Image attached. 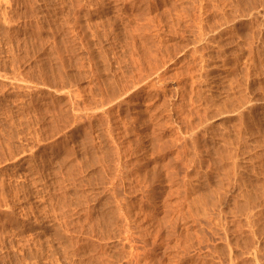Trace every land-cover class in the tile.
Returning a JSON list of instances; mask_svg holds the SVG:
<instances>
[{
    "label": "rangeland",
    "instance_id": "rangeland-1",
    "mask_svg": "<svg viewBox=\"0 0 264 264\" xmlns=\"http://www.w3.org/2000/svg\"><path fill=\"white\" fill-rule=\"evenodd\" d=\"M263 2L0 0V264H264Z\"/></svg>",
    "mask_w": 264,
    "mask_h": 264
},
{
    "label": "bare ground",
    "instance_id": "bare-ground-1",
    "mask_svg": "<svg viewBox=\"0 0 264 264\" xmlns=\"http://www.w3.org/2000/svg\"><path fill=\"white\" fill-rule=\"evenodd\" d=\"M3 1V0H2ZM5 1V0H4ZM95 1V0H94ZM97 1V0H96ZM203 1V0H202ZM229 1V0H228ZM230 1H232V0H230ZM261 1V0H260ZM10 2V1H9ZM100 2V1H99ZM126 2V1H125ZM139 2V1H138ZM175 2V1H174ZM192 2H194V1H192ZM209 2V1H208ZM94 3V2H93ZM148 3V2H147ZM162 3V2H161ZM190 3V2H189ZM219 3V2H218ZM238 3V2H237ZM264 3V2H263ZM74 4V3H73ZM78 4V3H77ZM101 4V3H100ZM122 4V3H121ZM132 4V3H131ZM137 4V3H136ZM191 4V3H190ZM199 4V3H198ZM213 4V3H212ZM216 4V3H215ZM214 4V5H215ZM240 4V3H239ZM10 5V4H9ZM95 5V4H94ZM185 5V4H184ZM233 5V4H232ZM79 6H80V4H79ZM84 6V5H83ZM105 6V5H104ZM163 6V5H162ZM196 6V5H195ZM221 6V5H220ZM228 6V5H227ZM234 6V5H233ZM239 6V5H238ZM77 7V6H76ZM106 7V6H105ZM113 7V6H112ZM155 7V6H154ZM157 7V6H156ZM215 7V6H214ZM219 7V6H218ZM257 7V6H256ZM255 7V8H256ZM118 8V7H117ZM138 8V7H137ZM172 8V7H171ZM182 8V7H181ZM180 8V9H181ZM213 8V7H212ZM220 8V7H219ZM242 8H243V6H242ZM73 9V8H72ZM75 9V8H74ZM79 9V8H78ZM143 9V8H142ZM145 9V8H144ZM167 9H169V8H167ZM174 9V8H173ZM208 9H210V8H208ZM231 9V8H230ZM257 9V8H256ZM93 10H94V8H93ZM138 10V9H137ZM145 10H147V9H145ZM260 10V9H259ZM258 10V11H259ZM100 11V10H99ZM163 11V10H162ZM169 11V10H168ZM177 11V10H176ZM191 11V10H190ZM201 11V10H200ZM220 11V10H219ZM229 11V10H228ZM247 11V10H246ZM253 11V10H252ZM255 11V10H254ZM91 12V11H90ZM126 12V11H125ZM130 12V11H129ZM159 12V11H158ZM181 12V11H180ZM235 12V11H234ZM256 12V11H255ZM160 13V12H159ZM207 13H208V11H207ZM242 13V12H241ZM261 13V12H260ZM82 14V13H81ZM117 14H119V13H117ZM149 14V13H148ZM193 14V13H192ZM196 14V13H195ZM194 14V15H195ZM223 14V13H222ZM224 14H225V11H224ZM227 14V13H226ZM233 14V13H232ZM238 14V13H237ZM243 14V13H242ZM257 14V13H256ZM101 15V14H100ZM107 15V14H106ZM120 15V14H119ZM118 15V16H119ZM200 15V14H199ZM210 15V14H209ZM215 15V14H214ZM244 15V14H243ZM242 15V16H243ZM254 15V14H253ZM103 16V15H102ZM114 16V15H113ZM117 16V17H118ZM171 16V15H170ZM222 16V15H221ZM227 16V15H226ZM233 16V15H232ZM239 16V15H238ZM87 17V16H86ZM120 17V16H119ZM151 17V16H150ZM149 17V18H150ZM194 17H196V16H194ZM203 17V16H202ZM260 17V16H259ZM114 18V17H113ZM121 18V17H120ZM219 18V17H218ZM249 18V17H248ZM75 19V18H74ZM79 19V18H78ZM118 19V18H117ZM133 19H134V17H133ZM153 18H151V20H152ZM173 19V18H172ZM171 19V20H172ZM202 19V18H201ZM225 19V18H224ZM256 19V18H255ZM254 19V20H255ZM260 19V18H259ZM84 20V19H83ZM160 20V19H159ZM226 20V19H225ZM232 20V19H231ZM234 20V19H233ZM102 21V20H101ZM104 21V20H103ZM183 21V20H182ZM215 21V20H214ZM237 21V20H236ZM73 22V21H72ZM86 22V21H85ZM128 22V21H127ZM160 22H161V20H160ZM212 22V21H211ZM216 22V21H215ZM226 22V21H225ZM95 23V22H94ZM144 23V22H143ZM165 23V22H164ZM180 23V22H179ZM194 23V22H193ZM207 23H208V21H207ZM212 23H214V22H212ZM211 23V24H212ZM218 23V22H217ZM255 23V22H254ZM97 24V23H96ZM122 24V23H121ZM154 24V23H153ZM161 24V23H160ZM162 24H163V21H162ZM174 24V23H173ZM187 24H189V23H187ZM220 24V23H219ZM228 24V23H227ZM262 24V23H261ZM86 25V24H85ZM156 25V24H155ZM158 25H159V23H158ZM169 25V24H168ZM171 25V24H170ZM191 25V24H190ZM216 25V24H215ZM218 25V24H217ZM249 25V24H248ZM256 25V24H255ZM75 26V25H74ZM81 26V25H80ZM110 26V25H109ZM108 26V27H109ZM134 26V25H133ZM203 26V25H202ZM205 26V25H204ZM203 26V27H204ZM210 26H212V25H210ZM218 26H220V25H218ZM217 26V27H218ZM222 26V25H221ZM79 27V26H78ZM85 27V26H84ZM91 27V26H90ZM94 27H95V25H94ZM166 27V26H165ZM169 27V26H168ZM171 27V26H170ZM174 27V26H173ZM172 27V28H173ZM175 27H177V26H175ZM191 27V26H190ZM208 27V26H207ZM216 27V26H215ZM224 27V26H223ZM86 28V27H85ZM87 28H89V27H87ZM92 28H93V25H92ZM163 28V27H162ZM183 28H184V26H183ZM187 28V27H186ZM196 28V27H195ZM197 28H199L198 26H197ZM212 28H213V26H212ZM72 29V28H71ZM78 29V28H77ZM76 29V30H77ZM99 29V28H98ZM193 29V28H192ZM201 29V28H200ZM210 29V28H209ZM215 29V28H214ZM82 30V29H81ZM92 30V29H91ZM91 30H89V31H91ZM94 30V29H93ZM179 30V29H178ZM193 30H195V29H193ZM208 30V29H207ZM221 30V29H220ZM256 30V29H255ZM73 31V30H72ZM88 31V32H89ZM112 31V30H111ZM124 31V30H123ZM122 31V32H123ZM161 31V30H160ZM209 31V30H208ZM74 32V31H73ZM95 32H96V30H95ZM94 32V33H95ZM125 32V31H124ZM145 32V31H144ZM167 32H168V30H167ZM173 32V31H172ZM188 32V31H187ZM175 33V32H174ZM199 33V32H198ZM197 33V34H198ZM202 33V32H201ZM208 33V32H207ZM236 33V32H235ZM103 34V33H102ZM175 34H177V33H175ZM178 34H180V33H178ZM204 34H206V32L204 33ZM216 34V33H215ZM72 35V34H71ZM198 35H201V34H198ZM210 35V34H209ZM76 36V35H75ZM86 36V35H85ZM99 36V35H98ZM97 36V37H98ZM104 36H105V34H104ZM108 36V35H107ZM180 36H182V35H180ZM222 36V35H221ZM94 37V36H93ZM161 37V36H160ZM177 37V36H176ZM210 37V36H209ZM226 37V36H225ZM78 38V37H77ZM83 38V37H82ZM85 38V37H84ZM104 38V37H103ZM112 38V37H111ZM115 38V37H114ZM143 38V37H142ZM173 38V37H172ZM239 38V37H238ZM251 38V37H250ZM97 39V38H96ZM99 39V38H98ZM101 39H102V37H101ZM106 39V38H105ZM126 39V38H125ZM131 39V38H130ZM192 39H194V38H192ZM211 39H212V37H211ZM257 39V38H256ZM74 40H75V38H74ZM85 40H86V38H85ZM188 40H189V38H188ZM200 40V39H199ZM198 40V41H199ZM215 40V39H214ZM230 40V39H229ZM238 40V39H237ZM103 41V40H102ZM191 41V40H190ZM193 41V40H192ZM197 41V42H198ZM233 41V40H232ZM134 42V41H133ZM140 42V41H139ZM153 42V41H152ZM169 42V41H168ZM203 42V41H202ZM213 42V41H212ZM58 43H60V42H58ZM95 43V42H94ZM104 43V42H103ZM111 43V42H110ZM150 43H151V41H150ZM154 43V42H153ZM203 43H206V42H203ZM210 43V42H209ZM229 43V42H228ZM54 44V43H53ZM67 44V43H66ZM76 44V43H75ZM87 44V43H86ZM135 44V43H134ZM192 44V43H191ZM226 44H227V42H226ZM231 44V43H230ZM251 44H253V43H251ZM57 45V44H56ZM155 45V44H154ZM189 45V44H188ZM79 46V45H78ZM97 46V45H96ZM95 46V47H96ZM116 46V45H115ZM114 46V47H115ZM124 46V45H123ZM129 46V45H128ZM132 46V45H131ZM136 46V45H135ZM156 46V45H155ZM162 46V45H161ZM168 46V45H167ZM172 46V45H171ZM186 46V45H185ZM190 46V45H189ZM202 46V45H201ZM208 46V45H207ZM218 46V45H217ZM216 46V47H217ZM222 46H223V44H222ZM228 46V45H227ZM251 46V45H250ZM257 46V45H256ZM110 47H111V45H110ZM181 47V46H180ZM206 47V46H205ZM211 47V46H210ZM240 47H242V46H240ZM36 48V47H35ZM82 48H84V47H82ZM105 48V47H104ZM156 48V47H155ZM160 48V47H159ZM164 48V47H163ZM170 48V47H169ZM178 48V47H177ZM182 48V47H181ZM196 48V47H195ZM255 48H257V47H255ZM51 49V48H50ZM62 49V48H61ZM86 49V48H85ZM121 49V48H120ZM145 49V48H144ZM213 49V48H212ZM252 49V48H251ZM31 50H32V48H31ZM88 50V49H87ZM90 50V49H89ZM170 50V49H169ZM173 50V49H172ZM196 50V49H195ZM204 50V49H203ZM206 50V49H205ZM256 50H258V49H256ZM51 51V50H50ZM60 51V50H59ZM76 51V50H75ZM92 51V50H91ZM141 51V50H140ZM152 51V50H151ZM168 51V50H167ZM179 51V50H178ZM214 51V50H213ZM215 51H217V50H215ZM241 51V50H240ZM255 51V50H254ZM56 52V51H55ZM69 52H70V50H69ZM99 52V51H98ZM146 52V51H145ZM144 52V53H145ZM161 52V51H160ZM164 52V51H163ZM172 52V51H171ZM206 52V51H205ZM220 52V51H219ZM238 52V51H237ZM133 53V52H132ZM147 53V52H146ZM165 53H166V51H165ZM178 53H180V52H178ZM191 53V52H190ZM196 53V52H195ZM199 53V52H198ZM57 54V53H56ZM77 54V53H76ZM106 54V53H105ZM197 54V53H196ZM97 55V54H96ZM131 55V54H130ZM154 55V54H153ZM167 55H168V53H167ZM195 55V54H194ZM262 55V54H261ZM86 56V55H85ZM98 56V55H97ZM132 56V55H131ZM184 56V55H183ZM193 56V55H192ZM197 56V55H196ZM201 56V55H200ZM199 56V57H200ZM19 57V56H18ZM27 57V56H26ZM92 57V56H91ZM100 57V56H99ZM112 57V56H111ZM114 57V56H113ZM117 57V56H116ZM205 57V56H204ZM236 57V56H235ZM16 58V57H15ZM22 58H24V57H22ZM84 58V57H83ZM88 58V57H87ZM86 58V59H87ZM170 58V57H169ZM172 58V57H171ZM12 59H14V58H12ZM115 59V58H114ZM199 58H197V60H198ZM215 59V58H214ZM222 59V58H221ZM249 59V58H248ZM247 59V60H248ZM21 60V59H20ZM69 60V59H68ZM73 60V59H72ZM100 60V59H99ZM102 60V59H101ZM106 60V59H105ZM117 60V59H116ZM136 60V59H135ZM172 60V59H171ZM211 60V59H210ZM10 61V60H9ZM12 61V60H11ZM16 61V60H15ZM14 61V62H15ZM17 61H19V60H17ZM16 61V62H17ZM70 61V60H69ZM115 61V60H114ZM125 61V60H124ZM138 61V60H137ZM205 61H207V60H205ZM212 61V60H211ZM21 62V61H20ZM80 62V61H79ZM82 62V61H81ZM120 62V61H119ZM165 62V61H164ZM192 63H193V61H191ZM220 62V61H219ZM218 62V63H219ZM236 62V61H235ZM245 62V61H244ZM84 63V62H83ZM100 63H102V61L100 62ZM112 63H114V62H112ZM170 63V62H169ZM182 63V62H181ZM196 63V62H195ZM221 63V62H220ZM239 63V62H238ZM248 63V62H247ZM2 64V63H1ZM104 64V63H103ZM126 64V63H125ZM163 64H165V63H163ZM3 65V64H2ZM13 65H14V63H13ZM90 65V64H89ZM106 65V64H105ZM143 65V64H142ZM145 65V64H144ZM150 65V64H149ZM162 65V64H161ZM182 65V64H181ZM201 65V64H200ZM78 66V65H77ZM93 66H95V65H93ZM179 66V65H178ZM202 66V65H201ZM223 66V65H222ZM225 66V65H224ZM15 67V66H14ZM52 67V66H51ZM87 67V66H86ZM103 67V66H102ZM164 67V66H163ZM183 67V66H182ZM185 67V66H184ZM212 67V66H211ZM217 67V66H216ZM19 68V67H18ZM50 68V67H49ZM81 68V67H80ZM107 69H108V67H106ZM133 68V67H132ZM169 68V67H168ZM180 68V67H179ZM222 68V67H221ZM249 68V67H248ZM55 69V68H54ZM78 69V68H77ZM146 69V68H145ZM199 69V68H198ZM203 69V68H202ZM260 69V68H259ZM13 70V69H12ZM51 70V69H50ZM63 70V69H62ZM102 70V69H101ZM136 70V69H135ZM152 70V69H151ZM154 70H155V68H154ZM168 70V69H167ZM175 70V69H174ZM186 70H188V69H186ZM248 69H246V71H247ZM29 71V70H28ZM103 71V70H102ZM121 71V70H120ZM176 71V70H175ZM178 71H179V69H178ZM184 71V70H183ZM226 71V70H225ZM241 71V70H240ZM15 72V71H14ZM17 72V71H16ZM56 72V71H55ZM118 72V71H117ZM166 72V71H165ZM192 72V71H191ZM228 72V71H227ZM132 73V72H131ZM139 73V72H138ZM188 73V72H187ZM190 73V72H189ZM194 73V72H193ZM213 73V72H212ZM1 74V73H0ZM3 74H4V72H3ZM12 74V73H11ZM34 74V73H33ZM32 74V75H33ZM35 74H37V73H35ZM41 74V73H40ZM40 74H38V75H40ZM81 74V73H80ZM197 74H198V72H197ZM19 75V74H18ZM79 75V74H78ZM93 75V74H92ZM151 75V74H150ZM162 75V74H161ZM180 75V74H179ZM183 75V74H182ZM181 75V76H182ZM220 75V74H219ZM247 75V74H246ZM254 75V74H253ZM36 76V75H35ZM47 76V75H46ZM69 76V75H68ZM83 76V75H82ZM113 76V75H112ZM123 76V75H122ZM127 76H129V75H127ZM149 76V75H148ZM194 76V75H193ZM200 76V75H199ZM5 77H7V76H5ZM19 77H21V76H19ZM33 77V76H32ZM74 77V76H73ZM79 77V76H78ZM132 77V76H131ZM145 77V76H144ZM167 77V76H166ZM183 77V76H182ZM204 77V76H203ZM209 77V76H208ZM216 77V76H215ZM16 78V77H15ZM18 78V77H17ZM60 78V77H59ZM84 78V77H83ZM100 78V77H99ZM157 78H159V79H162V77L160 76V75H158L157 76ZM171 78V77H170ZM191 78H193V77H191ZM224 78V77H223ZM233 78V77H232ZM10 79V78H9ZM41 79V78H40ZM68 79V78H67ZM74 79V78H73ZM129 79V78H128ZM139 79V78H138ZM154 79V78H153ZM240 79V78H239ZM242 79V78H241ZM245 79H246V77H245ZM1 80V79H0ZM18 79H16V81H17ZM23 80V79H22ZM25 80H26V77H25ZM85 80V79H84ZM89 80V79H88ZM87 80V81H88ZM184 80H185V78H184ZM223 80V79H222ZM30 81V80H29ZM33 81V80H32ZM37 81H38V79H37ZM47 81V80H46ZM95 81V80H94ZM113 81V80H112ZM122 81V80H121ZM127 81V80H126ZM135 81V80H134ZM144 81V80H143ZM152 81V80H151ZM186 81V80H185ZM234 81V80H233ZM13 82V81H12ZM26 82V81H25ZM36 82V81H35ZM50 82V81H49ZM90 82V81H89ZM161 82V81H160ZM190 82V81H189ZM193 82V81H192ZM211 82V81H210ZM126 83V82H125ZM140 83V82H139ZM141 83H142V81H141ZM154 83V82H153ZM187 83H188V81H187ZM196 83V82H195ZM194 83V84H195ZM242 83V82H241ZM14 84H15V82H14ZM39 84V83H38ZM96 84H98V83H96ZM131 84V83H130ZM134 83H132V85H133ZM155 84V83H154ZM162 84V83H161ZM186 84V83H185ZM190 84V83H189ZM199 84V83H198ZM233 84V83H232ZM29 85V84H28ZM129 85V84H128ZM148 85V84H147ZM152 85V84H151ZM234 85V84H233ZM17 86V85H16ZM25 86V85H24ZM27 86V85H26ZM25 86V87H26ZM50 86V85H49ZM73 86V85H72ZM78 86V85H77ZM94 86V85H93ZM105 86V85H104ZM135 86H136V84H135ZM143 86V85H142ZM145 86V85H144ZM163 86V85H162ZM193 86V85H192ZM201 86V85H200ZM227 86V85H226ZM231 86V85H230ZM8 87V86H7ZM57 87V86H56ZM160 87V86H159ZM225 87V86H224ZM235 87V86H234ZM233 87V88H234ZM239 87V86H238ZM19 88V87H18ZM17 88V89H18ZM132 88H134V87H132ZM136 88V87H135ZM134 88V89H135ZM178 88V87H177ZM30 89V88H29ZM28 89V90H29ZM67 89V88H66ZM73 89V88H72ZM99 89V88H98ZM14 90V89H13ZM27 90V91H28ZM36 90V89H35ZM48 90V89H47ZM56 90V89H55ZM76 90V89H75ZM89 90H90V87H89ZM100 90V89H99ZM102 90V89H101ZM130 90H132V89H130ZM150 90V89H149ZM165 90V89H164ZM184 90H185V88H184ZM229 90H230V88H229ZM234 90V89H233ZM2 91V90H1ZM30 91V90H29ZM68 91V90H67ZM85 91V90H84ZM107 91V90H106ZM171 91V90H170ZM190 91V90H189ZM20 92V91H19ZM22 92H23V89H22ZM32 92V91H31ZM74 92L75 91H73V94H74ZM88 92V91H87ZM118 92V91H117ZM130 92V91H129ZM154 92V91H153ZM161 92V91H160ZM168 92V91H167ZM171 93V92H170ZM235 93V92H234ZM21 94V93H20ZM58 94V93H57ZM63 94V93H62ZM71 94V93H70ZM72 94V95H73ZM80 94V93H79ZM94 94V93H93ZM155 94V93H154ZM179 94V93H178ZM211 94V93H210ZM233 94V93H232ZM34 95V94H33ZM82 95H84V94H82ZM95 95V94H94ZM225 95V94H224ZM66 96V95H65ZM78 96V95H77ZM91 96V95H90ZM169 96V95H168ZM207 96V95H206ZM31 97V96H30ZM74 97H75V95H74ZM74 97H73V100H74ZM81 97V96H80ZM122 97V96H121ZM165 97V96H164ZM182 97V96H181ZM187 97H189V96H187ZM187 97H186V99H187ZM56 98V97H55ZM83 98V97H82ZM106 98V97H105ZM116 98V97H115ZM140 98V97H139ZM174 98V97H173ZM205 98V97H204ZM210 98V97H209ZM31 99V98H30ZM112 99H113V97H112ZM164 99H166V98H164ZM181 99V98H180ZM193 99V98H192ZM196 99V98H195ZM90 100V99H89ZM166 100H168V99H166ZM182 100V99H181ZM191 100V99H190ZM194 100V99H193ZM39 101V100H38ZM92 101V100H91ZM106 101V100H105ZM120 101V100H119ZM129 101V100H128ZM145 101V100H144ZM187 101V100H186ZM218 101V100H217ZM238 101V100H237ZM15 102H16V100H15ZM19 102V101H18ZM17 102V103H18ZM78 102V101H77ZM90 102V101H89ZM108 102V101H107ZM123 102V101H122ZM148 102V101H147ZM239 102V101H238ZM8 103V102H7ZM67 103H69V102H67ZM95 103V102H94ZM101 103V102H100ZM99 103V104H100ZM106 103V102H105ZM133 103V102H132ZM136 103V102H135ZM140 103V102H139ZM167 103V102H166ZM172 103V102H171ZM176 103V102H175ZM209 103V102H208ZM27 104V103H26ZM70 104H72V103H70ZM88 104V103H87ZM96 104H98V103H96ZM104 104V103H103ZM108 104V103H107ZM185 104V103H184ZM186 104H188V103H186ZM185 104V105H186ZM234 104V103H233ZM105 105V104H104ZM119 105V104H118ZM143 105V104H142ZM145 105V104H144ZM191 105V104H190ZM196 105V104H195ZM209 105V104H208ZM219 105V104H218ZM30 106V105H29ZM79 106V105H78ZM85 106V105H84ZM88 106V105H87ZM159 106V105H158ZM198 106V105H197ZM227 106V105H226ZM20 107V106H19ZM34 107V106H33ZM41 107V106H40ZM80 107V106H79ZM94 107H95V105H94ZM115 107V106H114ZM167 107V106H166ZM173 107V106H172ZM204 107V106H203ZM202 107V108H203ZM209 107V106H208ZM208 107H207V109H208ZM217 107V106H216ZM220 107V106H219ZM36 108V107H35ZM66 108V107H65ZM125 108V107H124ZM178 108H179V106H178ZM183 108V107H182ZM226 108V107H225ZM60 109V108H59ZM76 109V108H75ZM118 109V108H117ZM198 109V108H197ZM204 109V108H203ZM206 109V110H207ZM219 109V108H218ZM238 109V108H237ZM240 109V108H239ZM84 110V109H83ZM89 110V109H88ZM94 110V109H93ZM101 110V109H100ZM111 110V109H110ZM115 110V109H114ZM173 110V109H172ZM190 110V109H189ZM236 110V109H235ZM90 111V110H89ZM116 111V110H115ZM177 111H178V109H177ZM198 111V110H197ZM211 111V110H210ZM20 112V111H19ZM22 112V111H21ZM46 112V111H45ZM48 112V111H47ZM64 112V111H63ZM96 112V111H95ZM101 112V111H100ZM164 112V111H163ZM174 112V111H173ZM184 112V111H183ZM192 112H194V111H192ZM191 112V113H192ZM217 112V111H216ZM231 112V111H230ZM23 113V112H22ZM52 113V112H51ZM56 113V112H55ZM79 113V112H78ZM90 113V112H89ZM178 113V112H177ZM206 113V112H205ZM218 113V112H217ZM220 113H221V111H220ZM234 113V112H233ZM236 113V112H235ZM240 113V112H239ZM47 114H49V113H47ZM186 114V113H185ZM195 114V113H194ZM193 114V115H194ZM198 114V113H197ZM212 114V113H211ZM237 114V113H236ZM13 115V114H12ZM28 115V114H27ZM51 115V114H50ZM73 115V114H72ZM77 115V114H76ZM86 115V114H85ZM103 115V114H102ZM106 115V114H105ZM104 115V116H105ZM205 115V114H204ZM210 115V114H209ZM220 115V114H219ZM61 116V115H60ZM108 116V115H107ZM185 116V115H184ZM189 116V115H188ZM197 116V115H196ZM218 116V115H217ZM39 117V116H38ZM68 117V116H67ZM74 117V116H73ZM72 117V118H73ZM79 117H80V113H79ZM86 117V116H85ZM207 117V116H206ZM242 117V116H241ZM107 118V117H106ZM134 118V117H133ZM191 118V117H190ZM194 118V117H193ZM201 118V117H200ZM19 119V118H18ZM26 119H28V118H26ZM43 119V118H42ZM41 119V120H42ZM118 119H120V118H118ZM125 119V118H124ZM167 119V118H166ZM192 119V118H191ZM208 119V118H207ZM22 120V119H21ZM51 120V119H50ZM79 120V119H78ZM128 120V119H127ZM155 120V119H154ZM189 120V119H188ZM61 121V120H60ZM123 121V120H122ZM191 121V120H190ZM207 121V120H206ZM240 121V120H239ZM22 122V121H21ZM47 122V121H46ZM53 122V121H52ZM51 122V123H52ZM76 122V121H75ZM130 122V121H129ZM151 122V121H150ZM189 122V121H188ZM192 122V121H191ZM205 122V121H204ZM26 123V122H25ZM55 123V122H54ZM61 123V122H60ZM208 123V122H207ZM19 124V123H18ZM94 124V123H93ZM139 124V123H138ZM191 124V123H190ZM199 124V123H198ZM201 124V123H200ZM200 124H199V126H200ZM210 124V123H209ZM214 124V123H213ZM239 124V123H238ZM50 125V124H49ZM55 125V124H54ZM130 125V124H129ZM156 125V124H155ZM250 125V124H249ZM31 126V125H30ZM57 126V125H56ZM55 126V127H56ZM68 126V125H67ZM123 126V125H122ZM127 126V125H126ZM193 126V125H192ZM198 126V127H199ZM223 126V125H222ZM79 127V126H78ZM89 127V126H88ZM105 127V126H104ZM120 127H121V125H120ZM143 127V126H142ZM150 127V126H149ZM175 127V126H174ZM203 127H204V125H203ZM226 127V126H225ZM34 128V127H33ZM33 128H31V129H33ZM43 128V127H42ZM92 128V127H91ZM132 128V127H131ZM145 128V127H144ZM143 128V129H144ZM158 128V127H157ZM196 128V127H195ZM247 128H248V126H247ZM17 129V128H16ZM19 129V128H18ZM28 129V128H27ZM53 129H55L54 127H53ZM62 129V128H61ZM65 129V128H64ZM64 129H62V130H64ZM86 129V128H85ZM104 129V128H103ZM156 129V128H155ZM192 129V128H191ZM199 129V128H198ZM228 129V128H227ZM249 129V128H248ZM2 130V129H1ZM21 130V129H20ZM43 130V129H42ZM61 130V131H62ZM94 130V129H93ZM106 130V129H105ZM134 130V129H133ZM197 130V129H196ZM201 130H202V128H201ZM243 130V129H242ZM19 131V130H18ZM29 131V130H28ZM91 131V130H90ZM89 131V132H90ZM101 131V130H100ZM110 131V130H109ZM124 131H126V130H124ZM202 131H204V130H202ZM208 131V130H207ZM231 131V130H230ZM43 132V131H42ZM88 132V133H89ZM104 132V131H103ZM111 133H112V131H110ZM134 132V131H133ZM171 132V131H170ZM221 132V131H220ZM227 132V131H226ZM21 133V132H20ZM49 133V132H48ZM64 133V132H63ZM96 133V132H95ZM162 133H164V132H162ZM210 133V132H209ZM215 133V132H214ZM235 133V132H234ZM3 134V133H2ZM27 134V133H26ZM107 134V133H106ZM126 134H128V133H126ZM134 134V133H133ZM160 134V133H159ZM186 134V133H185ZM229 134V133H228ZM29 135V134H28ZM32 135V134H31ZM54 135V134H53ZM57 135V134H56ZM74 135V134H73ZM84 135H86V134H84ZM112 135H113V133H112ZM121 135V134H120ZM221 135V134H220ZM219 135V136H220ZM5 136V135H4ZM19 136H20V134H19ZM71 136V135H70ZM83 136V135H82ZM94 136H96V135H94ZM131 136V135H130ZM190 136V135H189ZM208 136V135H207ZM28 137V136H27ZM48 137V136H47ZM57 137V136H56ZM78 137V136H77ZM92 137V136H91ZM171 137V136H170ZM241 137V136H240ZM17 138V137H16ZM36 138V137H35ZM104 138V137H103ZM135 138V137H134ZM151 138V137H150ZM178 138H179V136H178ZM181 138V137H180ZM221 138V137H220ZM231 138H233V137H231ZM238 138V137H237ZM37 139V138H36ZM97 139V138H96ZM116 139V138H115ZM145 139V138H144ZM168 139V138H167ZM171 139V138H170ZM186 139H188V138H186ZM53 140V139H52ZM59 140H61V139H59ZM66 140V139H65ZM84 140V139H83ZM127 140V139H126ZM240 140H242V139H240ZM30 141V140H29ZM76 141V140H75ZM87 141V140H86ZM89 141V140H88ZM109 141V140H108ZM115 141V140H114ZM183 141V140H182ZM190 141V140H189ZM9 142V141H8ZM64 142V141H63ZM66 142H68V141H66ZM143 142V141H142ZM184 142V141H183ZM218 142V141H217ZM230 142V141H229ZM23 143V142H22ZM42 143V142H41ZM53 143V142H52ZM111 143V142H110ZM136 143V142H135ZM181 143V142H180ZM190 143V142H189ZM245 143V142H244ZM60 144V143H59ZM77 144V143H76ZM93 144V143H92ZM105 144V143H104ZM183 144V143H182ZM65 145V144H64ZM79 145V144H78ZM170 145V144H169ZM186 145V144H185ZM199 145V144H198ZM227 145H228V143H227ZM71 146V145H70ZM136 146V145H135ZM172 146V145H171ZM192 146V145H191ZM226 146V145H225ZM79 147V146H78ZM111 147V146H110ZM161 147V146H160ZM168 147H170V146H168ZM187 147V146H186ZM193 147H195V146H193ZM207 147V146H206ZM213 147V146H212ZM17 148V147H16ZM32 148V147H31ZM35 148V147H34ZM89 148V147H88ZM109 148V147H108ZM8 149H9V147H8ZM19 149V148H18ZM84 149H86V148H84ZM98 149V148H97ZM180 149V148H179ZM190 149V148H189ZM197 149V148H196ZM204 149V148H203ZM231 149V148H230ZM256 149V148H255ZM2 150V149H1ZM10 150H12V149H10ZM23 150V149H22ZM45 150V149H44ZM116 150V149H115ZM124 150V149H123ZM127 150V149H126ZM157 150H159V149H157ZM185 150V149H184ZM188 150V149H187ZM249 150V149H248ZM253 150V149H252ZM20 151V150H19ZM31 151V150H30ZM33 151V150H32ZM75 151V150H74ZM104 151V150H103ZM117 151V150H116ZM150 151V150H149ZM181 151V150H180ZM192 151V150H191ZM8 152V151H7ZM12 152V151H11ZM16 152V151H15ZM24 152V151H23ZM78 152V151H77ZM125 152V151H124ZM141 152V151H140ZM140 152H138V153H140ZM146 152V151H145ZM162 152V151H161ZM169 152V151H168ZM189 152V151H188ZM253 152V151H252ZM1 153H2V151H1ZM5 153V152H4ZM13 153V152H12ZM57 153V152H56ZM70 153V152H69ZM75 153V152H74ZM78 153H80V152H78ZM192 153V152H191ZM193 153H194V150H193ZM197 153V152H196ZM218 153V152H217ZM9 154V153H8ZM19 154V153H18ZM17 154V155H18ZM117 154V153H116ZM141 154V153H140ZM147 154V153H146ZM199 154V153H198ZM197 154V155H198ZM31 155V154H30ZM62 155V154H61ZM77 155V154H76ZM91 155H93V154H91ZM97 155H98V153H97ZM103 155V154H102ZM113 155V154H112ZM174 155V154H173ZM179 155V154H178ZM189 155V154H188ZM200 155V154H199ZM202 155V154H201ZM200 155V156H201ZM213 155V154H212ZM37 156V155H36ZM39 156V155H38ZM56 156V155H55ZM69 156V155H68ZM70 156H71V154H70ZM85 156V155H84ZM142 156H144V155H142ZM141 156V157H142ZM192 156V155H191ZM254 156V155H253ZM258 156V155H257ZM256 156V157H257ZM4 158L5 156H1V158ZM8 157H11V156H8ZM40 157V156H39ZM53 157V156H52ZM111 157V156H110ZM120 157V156H119ZM125 157V156H124ZM171 157V156H170ZM179 157V156H178ZM228 157V156H227ZM237 157V156H236ZM239 157V156H238ZM14 158H16V157H14ZM22 158V157H21ZM24 158V157H23ZM36 158V157H35ZM99 158V157H98ZM114 158V157H113ZM185 158V157H184ZM235 158V157H234ZM76 159V158H75ZM143 159V158H142ZM1 160H3V159H1ZM4 160H5V158H4ZM7 160V159H6ZM65 160V159H64ZM69 160V159H68ZM185 160V159H184ZM190 160V159H189ZM188 160V161H189ZM192 160H193V158H192ZM255 160V159H254ZM15 161V160H14ZM62 161V160H61ZM75 161V160H74ZM73 161V162H74ZM118 161V160H117ZM157 161H158V159H157ZM199 161V160H198ZM225 161V160H224ZM229 161V160H228ZM7 162V161H6ZM26 162V161H25ZM30 162V161H29ZM40 162V161H39ZM59 162V161H58ZM82 162V161H81ZM86 162V161H85ZM136 162V161H135ZM214 162V161H213ZM62 163V162H61ZM79 163H80V161H79ZM89 163V162H88ZM92 163H94L93 161H92ZM92 163H91V165H92ZM152 163V162H151ZM171 163V162H170ZM206 163V162H205ZM224 163V162H223ZM235 163V162H234ZM76 164V163H75ZM90 164V163H89ZM100 164V163H99ZM103 164V163H102ZM138 164V163H137ZM157 164V163H156ZM163 164V163H162ZM208 164V163H207ZM58 165V164H57ZM61 165V164H60ZM65 165V164H64ZM74 165V164H73ZM123 165V164H122ZM131 165V164H130ZM221 165V164H220ZM46 166V165H45ZM59 166V165H58ZM63 166V165H62ZM124 166V165H123ZM207 166V165H206ZM213 166V165H212ZM238 166V165H237ZM15 167V166H14ZM25 167V166H24ZM87 167V166H86ZM93 167V166H92ZM91 167V168H92ZM122 167V166H121ZM172 167V166H171ZM170 167V168H171ZM204 167V166H203ZM19 168V167H18ZM43 168V167H42ZM67 168H69L68 166H67ZM82 168H84V167H82ZM89 168V167H88ZM107 168V167H106ZM124 168V167H123ZM135 168V167H134ZM146 168V167H145ZM166 168V167H165ZM164 168V169H165ZM59 169H60V167H59ZM75 169V168H74ZM77 169V168H76ZM204 169V168H203ZM217 169V168H216ZM237 169V168H236ZM94 170V169H93ZM126 170V169H125ZM201 170V169H200ZM229 170V169H228ZM52 171H53V169H52ZM99 171V170H98ZM104 171V170H103ZM157 171V170H156ZM61 172V171H60ZM73 172V171H72ZM116 172V171H115ZM135 172V171H134ZM146 172V171H145ZM203 172V171H202ZM92 173V172H91ZM136 173H138V172H136ZM175 173V172H174ZM41 174V173H40ZM74 174V173H73ZM76 174V173H75ZM102 174V173H101ZM121 174V173H120ZM130 174V173H129ZM43 175V174H42ZM111 175V174H110ZM139 175V174H138ZM156 175V174H155ZM164 175V174H163ZM162 175V176H163ZM195 175H197V174H195ZM202 175V174H201ZM77 176V175H76ZM166 176V175H165ZM194 176V175H193ZM52 177V176H51ZM140 177V176H139ZM138 177V178H139ZM149 177V176H148ZM204 177V176H203ZM214 177V176H213ZM33 178V177H32ZM84 178V177H83ZM113 178V177H112ZM119 178V177H118ZM168 178V177H167ZM183 178V177H182ZM196 178V177H195ZM232 178V177H231ZM114 179V178H113ZM121 179V178H120ZM135 179V178H134ZM146 179V178H145ZM193 179V178H192ZM203 179V178H202ZM27 180V179H26ZM29 180V179H28ZM45 180V179H44ZM96 180V179H95ZM164 180H166V179H164ZM225 180V179H224ZM18 181V180H17ZM21 181V180H20ZM93 181V180H92ZM100 181V180H99ZM113 181V180H112ZM137 181V180H136ZM148 181V180H147ZM220 181V180H219ZM228 181V180H227ZM15 182V181H14ZM41 182V181H40ZM46 182V181H45ZM48 182V181H47ZM52 182V181H51ZM87 182H88V180H87ZM90 182V181H89ZM104 182V181H103ZM138 182V181H137ZM171 182V181H170ZM183 182H184V180H183ZM190 182V181H189ZM230 182H232V181H230ZM22 183V182H21ZM60 183V182H59ZM129 183V182H128ZM135 183V182H134ZM151 183V182H150ZM219 183V182H218ZM226 183H228V182H226ZM1 184V183H0ZM6 185L8 184V183H5ZM33 184H34V182H33ZM47 184V183H46ZM62 184V183H61ZM75 184V183H74ZM92 184V183H91ZM94 184V183H93ZM120 184V183H119ZM123 183H121V185H122ZM139 184V183H138ZM2 185V184H1ZM15 185V184H14ZM40 185V184H39ZM80 185V184H79ZM87 185V184H86ZM135 185V184H134ZM146 185V184H145ZM194 185V184H193ZM208 185V184H207ZM20 186V185H19ZM23 186V185H22ZM78 186V185H77ZM85 186V185H84ZM89 186V185H88ZM96 186H97V184H96ZM104 186V185H103ZM137 186V185H136ZM148 186V185H147ZM156 186V185H155ZM201 186V185H200ZM226 186V185H225ZM232 186H234V185H232ZM2 187V186H1ZM90 187V186H89ZM115 187V186H114ZM227 187V186H226ZM4 188V187H3ZM30 188V187H29ZM37 188H38V186H37ZM47 188V187H46ZM55 188V187H54ZM158 188V187H157ZM36 189V188H35ZM62 189V188H61ZM104 189V188H103ZM106 189V188H105ZM111 189V188H110ZM118 189V188H117ZM132 189V188H131ZM150 189V188H149ZM167 189V188H166ZM47 190H49V188L47 189ZM53 190V189H52ZM64 190V189H63ZM155 190V189H154ZM215 190V189H214ZM11 191V190H10ZM19 191V190H18ZM28 191V190H27ZM59 191H60V189H59ZM101 191V190H100ZM114 191V190H113ZM119 191V190H118ZM117 191V192H118ZM137 191V190H136ZM184 191V190H183ZM198 191V190H197ZM31 192V191H30ZM97 192V191H96ZM133 193H134V191H132ZM160 192V191H159ZM196 192V191H195ZM60 193V192H59ZM66 193V192H65ZM87 193V192H86ZM88 193H90V191L88 192ZM121 193V192H120ZM124 193V192H123ZM145 193V192H144ZM161 193V192H160ZM171 193V192H170ZM169 193V194H170ZM189 193H190V191H189ZM49 194V193H48ZM56 194V193H55ZM102 194V193H101ZM122 194V193H121ZM164 194V193H163ZM4 195H6V194H4ZM15 195V194H14ZM31 195V194H30ZM66 195V194H65ZM64 195V196H65ZM69 195V194H68ZM119 195V194H118ZM170 195H172V194H170ZM177 195V194H176ZM252 195V194H251ZM25 196V195H24ZM27 196V195H26ZM46 196V195H45ZM52 196V195H51ZM76 196V195H75ZM126 196V195H125ZM152 196V195H151ZM166 196V195H165ZM165 196H163V197H165ZM178 196V195H177ZM197 196V195H196ZM218 196V195H217ZM226 196V195H225ZM1 197V196H0ZM3 197V196H2ZM14 197V196H13ZM115 197H117L116 195H115ZM194 197V196H193ZM215 197V196H214ZM243 197V196H242ZM249 197V196H248ZM6 198V197H5ZM57 198V197H56ZM78 198V197H77ZM95 198V197H94ZM110 198V197H109ZM126 198V197H125ZM212 198V197H211ZM245 198V197H244ZM258 198V197H257ZM1 199V198H0ZM4 199V198H3ZM91 199V198H90ZM89 199V200H90ZM116 199V198H115ZM115 199H114V201H115ZM119 199V198H118ZM149 199V198H148ZM163 199V198H162ZM191 199V198H190ZM221 199V198H220ZM11 200V199H10ZM38 200V199H37ZM63 200H65V199H63ZM83 200V199H82ZM183 200V199H182ZM203 200V199H202ZM226 200V199H225ZM41 201V200H40ZM48 201V200H47ZM53 201V200H52ZM55 201V200H54ZM60 201V200H59ZM91 201V200H90ZM111 201V200H110ZM113 201V200H112ZM164 201V200H163ZM255 201V200H254ZM32 202V201H31ZM51 202V201H50ZM56 202V201H55ZM134 202V201H133ZM179 202H181V201H179ZM190 202V201H189ZM192 202V201H191ZM260 202V201H259ZM67 203V202H66ZM65 203V204H66ZM71 203V202H70ZM111 203H113V202H111ZM16 204H18V203H16ZM28 204V203H27ZM115 204V203H114ZM120 204V203H119ZM167 204V203H166ZM173 204V203H172ZM175 204V203H174ZM190 204V203H189ZM12 205V204H11ZM47 205V204H46ZM49 205H50V203H49ZM77 205V204H76ZM103 205V204H102ZM108 205V204H107ZM169 205V204H168ZM171 205V204H170ZM191 205V204H190ZM196 205V204H195ZM213 205V204H212ZM256 205V204H255ZM10 206V205H9ZM68 206V205H67ZM110 206V205H109ZM128 206V205H127ZM126 206V207H127ZM217 206V205H216ZM240 206V205H239ZM252 206V205H251ZM263 206V205H262ZM1 207V206H0ZM49 207V206H48ZM52 207V206H51ZM61 207V206H60ZM69 207H71V206H69ZM77 207V206H76ZM165 207V206H164ZM257 207V206H256ZM259 207V206H258ZM11 208V207H10ZM19 208V207H18ZM21 208H22V206H21ZM50 208V207H49ZM82 208V207H81ZM109 208V207H108ZM117 208V207H116ZM176 208H178V207H176ZM176 208H174V209H176ZM218 208V207H217ZM53 209V208H52ZM65 209V208H64ZM102 209V208H101ZM119 209H121V208H119ZM132 209V208H131ZM140 209V208H139ZM172 209V208H171ZM254 209V208H253ZM9 210V209H8ZM33 210V209H32ZM46 210V209H45ZM86 210V209H85ZM143 210V209H142ZM179 210V209H178ZM231 210V209H230ZM48 211V210H47ZM62 211H63V208H62ZM91 211V210H90ZM115 211V210H114ZM170 211V210H169ZM175 211V210H174ZM184 211V210H183ZM7 212V211H6ZM15 212V211H14ZM29 212V211H28ZM37 212V211H36ZM42 212V211H41ZM58 212V211H57ZM60 212H61V210H60ZM79 212H81V211H79ZM89 212V211H88ZM126 212V211H125ZM250 212H252V211H250ZM59 213V212H58ZM64 213V212H63ZM95 213V212H94ZM107 213V212H106ZM127 213V212H126ZM199 213V212H198ZM8 214V213H7ZM10 214V213H9ZM24 214V213H23ZM28 214V213H27ZM31 214V213H30ZM61 214V213H60ZM84 214H86V212H84ZM129 214V213H128ZM200 214V213H199ZM255 214V213H254ZM29 215V214H28ZM32 215V214H31ZM35 215V214H34ZM40 215V214H39ZM62 215V214H61ZM143 215V214H142ZM175 215V214H174ZM178 215V214H177ZM176 215V216H177ZM204 215H205V213H204ZM21 216V215H20ZM23 216V215H22ZM114 216V215H113ZM126 217L128 216V215H125ZM207 216V215H206ZM250 216V215H249ZM1 217H3V216H1ZM6 217V216H5ZM29 217V216H28ZM44 217V216H43ZM63 217V216H62ZM66 217V216H65ZM89 217V216H88ZM163 217V216H162ZM165 217V216H164ZM9 218H11V217H9ZM20 218V217H19ZM35 218V217H34ZM94 218V217H93ZM97 218V217H96ZM112 218V217H111ZM129 218V217H128ZM146 218H148V217H146ZM166 218V217H165ZM176 218V217H175ZM180 218H182V217H180ZM195 218H197V217H195ZM194 218V219H195ZM205 218V217H204ZM213 218V217H212ZM231 218V217H230ZM258 218V217H257ZM69 219V218H68ZM113 219V218H112ZM122 219V218H121ZM145 219V218H144ZM152 219V218H151ZM155 219V218H154ZM203 219V218H202ZM237 219V218H236ZM40 220V219H39ZM43 220V219H42ZM48 220H49V218H48ZM55 220V219H54ZM65 220H66V218H65ZM102 220H103V218H102ZM211 220V219H210ZM216 220V219H215ZM226 220V219H225ZM258 220H259V218H258ZM59 221V220H58ZM74 221V220H73ZM110 221H112V220H110ZM118 221V220H117ZM122 221H124V220H122ZM149 221V220H148ZM171 221V220H170ZM57 222V221H56ZM89 222V221H88ZM99 222V221H98ZM132 222V221H131ZM153 222V221H152ZM168 222V221H167ZM175 222V221H174ZM173 222V223H174ZM186 222V221H185ZM193 222V221H192ZM205 222V221H204ZM217 222V221H216ZM226 222V221H225ZM240 222V221H239ZM243 222V221H242ZM251 222V221H250ZM25 223V222H24ZM32 223V222H31ZM76 223V222H75ZM93 223V222H92ZM97 223V222H96ZM115 223V222H114ZM162 223H164V222H162ZM166 223V222H165ZM180 223V222H179ZM184 223V222H183ZM213 223H215V222H213ZM40 224V223H39ZM38 224V225H39ZM57 224H58V222H57ZM65 224V223H64ZM104 224V223H103ZM134 224V223H133ZM167 224V223H166ZM181 224V223H180ZM194 224V223H193ZM203 224V223H202ZM217 224V223H216ZM223 224V223H222ZM259 224V223H258ZM89 225V224H88ZM123 225V224H122ZM149 225H151V224H149ZM159 225H160V222H159ZM161 225H163V224H161ZM185 225V224H184ZM190 225V224H189ZM233 225V224H232ZM55 226V225H54ZM77 226V225H76ZM80 226V225H79ZM82 226V225H81ZM102 226V225H101ZM101 226H100V228H101ZM113 226V225H112ZM115 226V225H114ZM126 226V225H125ZM175 226V225H174ZM220 226V225H219ZM234 226V225H233ZM240 226V225H239ZM66 227V226H65ZM90 227V226H89ZM122 227V226H121ZM131 227H133V226H131ZM163 227V226H162ZM185 227V226H184ZM192 227V226H191ZM225 227V226H224ZM244 227V226H243ZM242 227V228H243ZM253 227V226H252ZM257 227V226H256ZM59 228V227H58ZM68 228H70V227H68ZM80 228H82V227H80ZM126 228V227H125ZM159 228V227H158ZM173 228H175V227H173ZM219 228V227H218ZM250 228V227H249ZM264 228V227H263ZM46 229V228H45ZM61 229V228H60ZM77 229V228H76ZM75 229V230H76ZM95 229H96V227H95ZM117 229V228H116ZM130 229V228H129ZM255 229V228H254ZM57 230V229H56ZM64 230V229H63ZM82 230V229H81ZM80 230V231H81ZM92 230V229H91ZM110 230V229H109ZM140 230V229H139ZM138 230V231H139ZM157 230V229H156ZM162 230V229H161ZM165 230V229H164ZM218 230V229H217ZM233 230V229H232ZM237 230V229H236ZM239 230V229H238ZM78 231H79V229H78ZM129 231H131V229L129 230ZM159 231V230H158ZM186 231V230H185ZM228 231V230H227ZM38 232V231H37ZM59 232H61V231H59ZM69 232V231H68ZM92 232V231H91ZM121 232V231H120ZM144 231L142 230V233H143ZM160 232V231H159ZM172 232V231H171ZM216 232V231H215ZM229 232V231H228ZM58 233V232H57ZM100 233V232H99ZM98 233V234H99ZM108 233H110V232H108ZM112 233V232H111ZM110 233V234H111ZM123 233H126V232H124L123 231ZM130 233H132V232H130ZM163 233V232H162ZM190 233V232H189ZM213 233V232H212ZM216 233H218V232H216ZM215 233V234H216ZM221 233V232H220ZM231 233V232H230ZM239 233V232H238ZM69 234V233H68ZM97 234V235H98ZM114 234V233H113ZM120 234V233H119ZM134 234V233H133ZM147 234V233H146ZM203 234V233H202ZM223 234V233H222ZM228 234V233H227ZM70 235V234H69ZM95 235H96V233H95ZM101 235V234H100ZM130 235V234H129ZM128 235V237L132 240V241H135V236L133 235V236H129ZM145 235V234H144ZM175 235V234H174ZM204 235H205V233H204ZM230 235V234H229ZM234 235V234H233ZM136 236H137V234H136ZM156 236V235H155ZM154 236V237H155ZM168 236V235H167ZM182 236V235H181ZM183 236H184V234H183ZM195 236V235H194ZM202 236V235H201ZM212 236V235H211ZM242 236V235H241ZM74 237V236H73ZM116 237V236H115ZM119 237V236H118ZM143 237V236H142ZM147 237V236H146ZM151 237V236H150ZM166 237V236H165ZM169 237V236H168ZM191 237V236H190ZM207 237V236H206ZM56 238V237H55ZM71 238V237H70ZM128 238V239H129ZM137 238H140V237H137ZM156 238V237H155ZM218 238V237H217ZM216 238V239H217ZM220 238V237H219ZM60 239V238H59ZM66 239V238H65ZM85 239V238H84ZM98 239V238H97ZM124 239V238H123ZM164 239V238H163ZM188 239V238H187ZM186 239V240H187ZM126 240V239H125ZM137 240H140V239H137ZM153 240V239H152ZM172 240V239H171ZM179 240H180V238H179ZM205 240V239H204ZM219 240V239H218ZM264 240V239H263ZM73 241V240H72ZM122 241V240H121ZM142 241V240H141ZM158 241V240H157ZM189 241V240H188ZM91 242V241H90ZM120 242V241H119ZM154 242V241H153ZM169 242V241H168ZM62 243V242H61ZM76 243V242H75ZM80 243V242H79ZM174 243H175V241H174ZM184 243V242H183ZM189 243V242H188ZM11 244V243H10ZM41 244H42V242H41ZM97 244V243H96ZM126 244V243H125ZM145 244V243H144ZM148 244V243H147ZM179 244V243H178ZM191 244H192V242H191ZM207 244H208V241H207ZM220 244V243H219ZM39 245H40V243H39ZM100 245V244H99ZM104 245V244H103ZM102 245V246H103ZM133 245H134V243H133ZM154 245V244H153ZM173 245V244H172ZM188 245V244H187ZM13 246V245H12ZM58 246V245H57ZM70 246H72V245H70ZM105 246H107V245H105ZM116 246V245H115ZM131 246V245H130ZM137 246V245H136ZM142 246V245H141ZM160 246V245H159ZM165 246H166V244H165ZM171 246V245H170ZM179 246V245H178ZM192 246V245H191ZM204 246V245H203ZM206 246V245H205ZM209 246V245H208ZM207 246V247H208ZM226 246V245H225ZM28 247V246H27ZM43 247V246H42ZM108 247V246H107ZM118 247V246H117ZM126 247V246H125ZM135 247V246H134ZM134 247H133V249H134ZM148 247V246H147ZM176 247V246H175ZM174 247V248H175ZM181 247V246H180ZM183 247V246H182ZM89 248V247H88ZM92 248V247H91ZM102 248H104V247H102ZM120 248H122V247H120ZM178 248V247H177ZM214 248V247H213ZM225 248H227V246L225 247ZM224 248V249H225ZM264 248V247H263ZM48 249V248H47ZM61 249V248H60ZM69 249V248H68ZM97 249V248H96ZM135 249H136V247H135ZM134 249V250H135ZM167 249V248H166ZM176 249V248H175ZM182 249V248H181ZM199 249V248H198ZM258 249V248H257ZM24 250V249H23ZM49 250H50V248H49ZM113 250V249H112ZM116 250V249H115ZM143 250V249H142ZM187 250V249H186ZM208 250V249H207ZM34 251V250H33ZM40 251V250H39ZM54 251V250H53ZM193 251V250H192ZM203 251V250H202ZM37 252V251H36ZM42 252V251H41ZM56 252V251H55ZM101 252V251H100ZM139 253H140V251H138ZM152 252V251H151ZM165 252V251H164ZM163 252V253H164ZM195 252V251H194ZM220 252V251H219ZM240 252V251H239ZM75 253V252H74ZM77 253V252H76ZM90 253L92 254V252L90 251ZM97 253V252H96ZM107 253V252H106ZM134 253V252H133ZM132 253V254H133ZM143 253V252H142ZM157 253V252H156ZM196 253V252H195ZM245 253V252H244ZM88 254V253H87ZM100 254V253H99ZM128 254V253H127ZM137 254V253H136ZM135 254V256H136V258L134 259L133 258V260H135V264H140L139 262H140V258H139V255L137 254L136 255ZM151 254V253H150ZM176 254V253H175ZM224 254V253H223ZM243 254V253H242ZM48 255V254H47ZM57 255V254H56ZM103 255V254H102ZM108 255V254H107ZM110 255V254H109ZM131 255V254H130ZM162 255V254H161ZM177 255V254H176ZM21 256V255H20ZM31 256H32V254H31ZM38 256V255H37ZM41 256V255H40ZM39 256V257H40ZM49 256H50V254H49ZM53 256V255H52ZM55 256V255H54ZM78 256V255H77ZM111 256V255H110ZM123 256V255H122ZM141 256V255H140ZM197 256V255H196ZM224 256V255H223ZM230 256V255H229ZM243 256H244V254H243ZM2 257V256H1ZM38 257V258H39ZM89 257V256H88ZM91 257V256H90ZM109 257V256H108ZM112 257H114V256H112ZM133 257V256H132ZM184 257V256H183ZM201 257V256H200ZM208 257V256H207ZM232 257V256H231ZM101 258H104V257H101ZM115 258V257H114ZM169 258V257H168ZM171 258V257H170ZM195 258V257H194ZM199 258V257H198ZM88 259V258H87ZM106 259V258H105ZM107 259H109V258H107ZM113 259V258H112ZM117 259V258H116ZM172 259V258H171ZM204 259V258H203ZM207 259V258H206ZM212 259V258H211ZM239 259V258H238ZM241 259V258H240ZM90 260V259H89ZM100 260V259H99ZM119 260V259H118ZM174 260V259H173ZM192 260V259H191ZM230 261H231V259H229ZM234 260V259H233ZM82 261V260H81ZM87 261V260H86ZM121 261V260H120ZM179 261V260H178ZM181 261V260H180ZM200 261V260H199ZM236 261V260H235ZM234 261V262H235ZM258 261V260H257ZM49 262H50V260H49ZM109 262V261H108ZM113 262H114V260H113ZM115 262H117V261H115ZM193 262H194V260H193ZM202 262V261H201ZM204 262V261H203ZM210 262V261H209ZM87 263V262H86ZM118 263H119V261H118ZM150 263L152 264V262L150 261ZM155 263V262H154ZM191 263V262H190ZM211 263V262H210ZM217 263V262H216ZM231 263V262H230ZM85 264V263H84ZM133 264V263H132ZM145 264H146V262H145ZM235 264H237V262L235 263Z\"/></svg>",
    "mask_w": 264,
    "mask_h": 264
}]
</instances>
